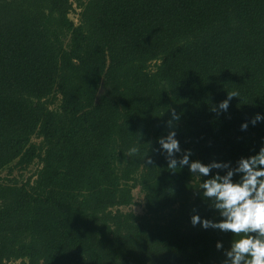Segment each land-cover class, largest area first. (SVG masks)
<instances>
[{
	"label": "trees",
	"instance_id": "trees-1",
	"mask_svg": "<svg viewBox=\"0 0 264 264\" xmlns=\"http://www.w3.org/2000/svg\"><path fill=\"white\" fill-rule=\"evenodd\" d=\"M77 5L0 0V174L38 162L0 176V264H222L238 237L190 223L219 219L206 178L157 141L175 110L190 160L259 151L264 121L240 125L264 115V0ZM136 187L141 215L121 210Z\"/></svg>",
	"mask_w": 264,
	"mask_h": 264
},
{
	"label": "clouds",
	"instance_id": "clouds-1",
	"mask_svg": "<svg viewBox=\"0 0 264 264\" xmlns=\"http://www.w3.org/2000/svg\"><path fill=\"white\" fill-rule=\"evenodd\" d=\"M233 97H237V93H227L226 98L218 105L219 110L227 112ZM212 110L217 109L214 107ZM177 120L179 116L172 110L168 121L170 130L157 141L160 151L165 154L167 167L183 169L187 166L188 171L200 178V181L205 177L198 190L203 200L208 201L219 215L218 220H212L202 218L193 210L190 223L193 226L199 224L205 230L211 228L238 237L231 239L222 264H264V141L258 152L240 157L234 166L231 162L212 160L203 163L200 160H190L191 151H182L176 138L173 121ZM262 121L264 115L256 113L249 121L241 123L240 129L245 131L249 124L255 126ZM177 154H180L179 157ZM146 163L151 164V159ZM221 171L223 174H220ZM234 176L238 178L234 179ZM222 246L219 241L215 245L218 250Z\"/></svg>",
	"mask_w": 264,
	"mask_h": 264
},
{
	"label": "rangeland",
	"instance_id": "rangeland-1",
	"mask_svg": "<svg viewBox=\"0 0 264 264\" xmlns=\"http://www.w3.org/2000/svg\"><path fill=\"white\" fill-rule=\"evenodd\" d=\"M73 2V8L71 9L70 13H69V17L74 21L77 22L78 21V14L80 11L79 6L77 5L78 0H72ZM58 102V100H56V103ZM33 141L38 142L39 139L37 138H33ZM38 166V162H34L32 163L30 166L26 167L25 169H19V168H15L13 169L12 173L9 175L8 174V169H4L0 176L3 179H8V178H12V177H16L19 179H25L29 174H31L33 171H35V169ZM133 203L129 206L126 207H121V210L123 211H132L134 214L137 215H141L144 212V202H143V193L141 192V190L136 187L133 189ZM15 264H23L22 261H16Z\"/></svg>",
	"mask_w": 264,
	"mask_h": 264
}]
</instances>
